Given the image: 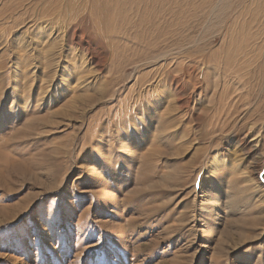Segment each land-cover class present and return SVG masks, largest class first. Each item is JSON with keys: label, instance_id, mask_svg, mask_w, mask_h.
<instances>
[{"label": "rangeland", "instance_id": "1", "mask_svg": "<svg viewBox=\"0 0 264 264\" xmlns=\"http://www.w3.org/2000/svg\"><path fill=\"white\" fill-rule=\"evenodd\" d=\"M89 2L0 0V264H264V14L218 101L151 66L128 6L112 27ZM216 19H186L153 56L215 48Z\"/></svg>", "mask_w": 264, "mask_h": 264}, {"label": "bare ground", "instance_id": "2", "mask_svg": "<svg viewBox=\"0 0 264 264\" xmlns=\"http://www.w3.org/2000/svg\"><path fill=\"white\" fill-rule=\"evenodd\" d=\"M169 1L170 3L167 6L166 3ZM124 5L128 6L132 15L137 16L139 31L135 34V43L146 44L143 57L147 58V60L149 59V62H153L151 66H156L155 69H162L163 76L165 73L168 77L176 80L181 90L192 84L193 92L199 90L198 97H203L208 89H211V97L218 101L224 100L229 91L228 87L220 88V84L225 78L237 80L243 72L247 71L248 61H250L249 44L254 38L250 30L258 21L257 14H260V12L264 14V0H260L259 3L255 4L253 11L250 9L240 11L239 8L234 10L230 7L231 5L229 6L226 3V0H200L198 3L193 0H91V3L83 5L82 10L84 12L87 10L89 14H92L91 16H93L98 25H111L113 27L118 20L122 21L126 18L123 11ZM169 6L172 7L169 8ZM164 13L172 19L165 22ZM206 14L217 18L216 20L221 19L222 16L225 17L218 33L219 43L215 48L211 46L209 50L204 51L203 43L201 44L190 37L186 47L173 49V51H170L172 49L163 50L153 56L157 46L169 34L171 37L174 30L188 29L185 25L186 19L193 20L197 16L204 18ZM156 18L160 20L157 26L154 22ZM74 35L75 31L71 34V37L73 38ZM107 46H109L108 43ZM253 55L261 59L260 62L257 61L259 62L256 65L257 70L254 71L264 76V50L261 48L257 49V53ZM151 56L153 57L151 58ZM209 71L212 74H216L211 84L207 79ZM233 81L235 82V80ZM199 82L203 83L204 86L197 87ZM181 98V96L176 97L177 102L180 104L179 108L186 110L190 106V97ZM257 148V143L250 144L247 142L243 149L240 150L241 154L238 152L240 157L243 156L241 160L257 155ZM258 156L264 158V151L259 152Z\"/></svg>", "mask_w": 264, "mask_h": 264}]
</instances>
